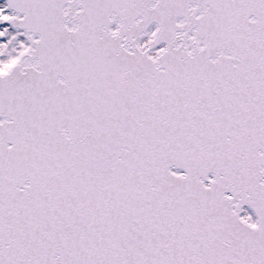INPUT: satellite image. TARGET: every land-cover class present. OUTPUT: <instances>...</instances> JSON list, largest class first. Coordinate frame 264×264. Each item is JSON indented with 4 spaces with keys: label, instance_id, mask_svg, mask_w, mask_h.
<instances>
[{
    "label": "snow or ice",
    "instance_id": "snow-or-ice-1",
    "mask_svg": "<svg viewBox=\"0 0 264 264\" xmlns=\"http://www.w3.org/2000/svg\"><path fill=\"white\" fill-rule=\"evenodd\" d=\"M0 264H264V0H0Z\"/></svg>",
    "mask_w": 264,
    "mask_h": 264
}]
</instances>
